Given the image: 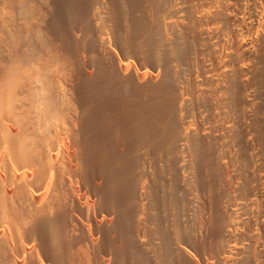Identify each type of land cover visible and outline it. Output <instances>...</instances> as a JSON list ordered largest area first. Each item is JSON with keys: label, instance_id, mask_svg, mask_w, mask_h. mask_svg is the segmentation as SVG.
<instances>
[{"label": "bare ground", "instance_id": "6f19581e", "mask_svg": "<svg viewBox=\"0 0 264 264\" xmlns=\"http://www.w3.org/2000/svg\"><path fill=\"white\" fill-rule=\"evenodd\" d=\"M0 264H264V0H0Z\"/></svg>", "mask_w": 264, "mask_h": 264}]
</instances>
